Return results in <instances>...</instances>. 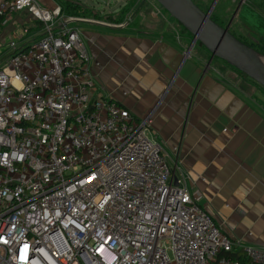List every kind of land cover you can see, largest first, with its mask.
I'll return each instance as SVG.
<instances>
[{"label": "built area", "instance_id": "2783aa9c", "mask_svg": "<svg viewBox=\"0 0 264 264\" xmlns=\"http://www.w3.org/2000/svg\"><path fill=\"white\" fill-rule=\"evenodd\" d=\"M48 1L0 0L42 27L0 63V264H264L173 175L151 118L97 95L70 24L104 23Z\"/></svg>", "mask_w": 264, "mask_h": 264}, {"label": "crops", "instance_id": "0c3cea01", "mask_svg": "<svg viewBox=\"0 0 264 264\" xmlns=\"http://www.w3.org/2000/svg\"><path fill=\"white\" fill-rule=\"evenodd\" d=\"M193 1L204 10L212 0ZM228 3L230 31L264 38V0ZM94 14L104 24L74 27L97 95L136 120L150 117L173 175L184 177L214 223L231 241L264 248V89L208 63L202 46L188 51L187 32L176 38L131 33L125 29L138 13L123 24L111 23L113 13ZM37 24L21 47L41 34Z\"/></svg>", "mask_w": 264, "mask_h": 264}, {"label": "rangeland", "instance_id": "374dc122", "mask_svg": "<svg viewBox=\"0 0 264 264\" xmlns=\"http://www.w3.org/2000/svg\"><path fill=\"white\" fill-rule=\"evenodd\" d=\"M45 4L50 2L48 0H42ZM51 3H55L64 8V4L69 0H50ZM80 4L83 8L81 15L86 19L96 20L97 15L94 13H113L115 15V24H122L124 22H129L128 18L133 13V11L140 5L142 0H72ZM212 0L207 6L213 3ZM195 4L202 9V4L195 1ZM230 3L228 0H217L215 6L211 12L221 26L227 24V16H224L221 12L224 8H229ZM206 10V9H204ZM231 19V18H230ZM124 21V22H123ZM229 23V20H228ZM72 26L79 25V23H72ZM38 24L35 19H33L28 13L26 14H14L8 20H4L0 27V63L9 54V44L13 41L17 44H22L25 38L30 36L25 35L23 29H28L30 27H37ZM251 29V27H247ZM126 31L131 33L140 34H155L161 35L167 38H176L178 36L185 35L183 33V28L175 22L154 0H146L145 4L142 5L138 14L134 17L130 26H128ZM248 33V32H247ZM249 33L254 36H258L252 30ZM237 36L238 34L235 33ZM186 36V35H185ZM249 39V35L247 34ZM250 38L253 39L252 35ZM204 59H207L208 53L200 51ZM213 65L217 69H223V71H228V73L238 74L237 71L231 69L225 63L214 59ZM249 81V80H248ZM250 82V81H249ZM252 83V82H251Z\"/></svg>", "mask_w": 264, "mask_h": 264}, {"label": "water", "instance_id": "95a60500", "mask_svg": "<svg viewBox=\"0 0 264 264\" xmlns=\"http://www.w3.org/2000/svg\"><path fill=\"white\" fill-rule=\"evenodd\" d=\"M175 22L191 36L188 51L195 44L202 46L213 59L225 63L264 89V56L236 38L230 31V22L221 26L211 19L217 0L204 11L193 0H154ZM146 0L130 15L138 13Z\"/></svg>", "mask_w": 264, "mask_h": 264}, {"label": "trees", "instance_id": "16d2710c", "mask_svg": "<svg viewBox=\"0 0 264 264\" xmlns=\"http://www.w3.org/2000/svg\"><path fill=\"white\" fill-rule=\"evenodd\" d=\"M194 2V1H193ZM195 3V2H194ZM64 8H65V13L67 16L69 17H77V18H83V16L81 15V12H83V8L80 4H78L77 2L75 1H72V0H69V1H66L65 4H64ZM208 9V7L206 8V10ZM204 10V11H206ZM226 8H224L222 10V14L224 16H227V23H228V20L230 21V18H231V11L228 13L225 11ZM224 12V13H223ZM226 12V13H225ZM110 18L109 20L111 21V23H114L115 24V18L113 19L111 16L108 17ZM211 19L213 21H215L216 23L217 20L214 16L211 15ZM2 22L3 20L0 19V25H2ZM124 22V21H123ZM122 24V21L121 23ZM220 25V24H219ZM1 27V26H0ZM230 31V30H229ZM236 38H238L240 41H242L243 43L249 45L250 47H252L253 49H255L258 53H260L262 56H264V38L262 37H259V36H254L253 34L252 38L248 39L247 37H238L236 36L232 31H230ZM183 33H186L185 30L183 29ZM197 47H201L199 44H196ZM202 49V48H201ZM210 57H209V54H208V57H207V60H209ZM214 60V59H213ZM232 69V68H231ZM234 70V69H233ZM236 71V70H235ZM238 74H240L242 77H244L247 81L249 80L246 76L242 75L241 73L238 72ZM250 82H252L251 80H249ZM254 83V82H252ZM255 84V83H254ZM257 85V84H255ZM258 86V85H257ZM260 87V86H259ZM229 256L233 259H239V260H242L244 261V256L241 255V252L240 251H235L233 253H230Z\"/></svg>", "mask_w": 264, "mask_h": 264}]
</instances>
